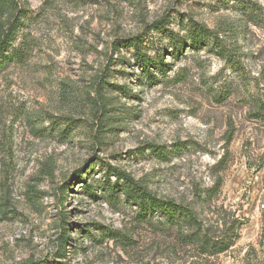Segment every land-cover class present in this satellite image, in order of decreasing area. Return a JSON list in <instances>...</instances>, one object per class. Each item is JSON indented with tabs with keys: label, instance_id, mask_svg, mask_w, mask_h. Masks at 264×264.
I'll return each instance as SVG.
<instances>
[{
	"label": "rangeland",
	"instance_id": "rangeland-1",
	"mask_svg": "<svg viewBox=\"0 0 264 264\" xmlns=\"http://www.w3.org/2000/svg\"><path fill=\"white\" fill-rule=\"evenodd\" d=\"M16 3L22 55L0 70V264H264V0ZM194 23L211 36L198 45ZM138 34L154 80L114 45ZM114 168L193 207L210 238L236 230L233 245L209 255L142 218Z\"/></svg>",
	"mask_w": 264,
	"mask_h": 264
},
{
	"label": "trees",
	"instance_id": "trees-1",
	"mask_svg": "<svg viewBox=\"0 0 264 264\" xmlns=\"http://www.w3.org/2000/svg\"><path fill=\"white\" fill-rule=\"evenodd\" d=\"M22 10H19L16 0H0V70L9 61L15 60L22 55V51L18 47L13 46V41L18 34L20 27L23 25L21 18L24 14H21ZM4 20V21H2ZM189 38L191 43L200 44L204 39H208L210 36L208 30L200 25L194 23L189 32ZM116 48L121 47L132 48V57L136 64L141 67L144 77L155 79L150 68L160 69L161 67L155 66V59L151 56L143 44V38L141 35H135L124 39H118L114 41ZM152 80V81H153ZM102 83L98 84V88L101 90ZM78 172L77 177L81 175ZM117 179L122 180V186L120 189L124 197L131 200L134 204L138 205L141 210V217L147 218V215H154L157 213L162 222L168 227H177L181 231L183 239L188 243L198 245L204 252L209 255L218 254L234 243L237 238V232L228 230L220 238L213 239L202 232V226L198 219L196 210L188 204H180L172 199H163L154 192L150 191L145 185L137 183L132 177L127 175L124 171L114 168ZM217 189V185L213 190ZM184 229L188 230L186 233ZM233 231V232H232ZM61 240L60 247H64L68 236L65 232V227H62L59 238Z\"/></svg>",
	"mask_w": 264,
	"mask_h": 264
}]
</instances>
